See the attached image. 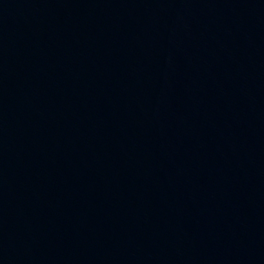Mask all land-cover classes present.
I'll list each match as a JSON object with an SVG mask.
<instances>
[{"label":"water","instance_id":"water-1","mask_svg":"<svg viewBox=\"0 0 264 264\" xmlns=\"http://www.w3.org/2000/svg\"><path fill=\"white\" fill-rule=\"evenodd\" d=\"M0 264H264V0H0Z\"/></svg>","mask_w":264,"mask_h":264}]
</instances>
